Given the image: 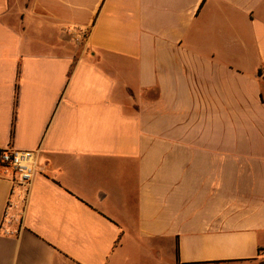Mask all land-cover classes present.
Returning a JSON list of instances; mask_svg holds the SVG:
<instances>
[{
  "label": "crops",
  "instance_id": "obj_1",
  "mask_svg": "<svg viewBox=\"0 0 264 264\" xmlns=\"http://www.w3.org/2000/svg\"><path fill=\"white\" fill-rule=\"evenodd\" d=\"M6 148L0 264H264V0H0Z\"/></svg>",
  "mask_w": 264,
  "mask_h": 264
},
{
  "label": "built area",
  "instance_id": "obj_2",
  "mask_svg": "<svg viewBox=\"0 0 264 264\" xmlns=\"http://www.w3.org/2000/svg\"><path fill=\"white\" fill-rule=\"evenodd\" d=\"M71 32L76 44L81 45L86 40V30L73 29ZM35 155L36 151L33 150L0 149V169L3 170V173H9L12 182L4 217L7 215L8 209L12 207L11 196L15 189L20 190L19 196L22 200L26 199L36 170Z\"/></svg>",
  "mask_w": 264,
  "mask_h": 264
}]
</instances>
